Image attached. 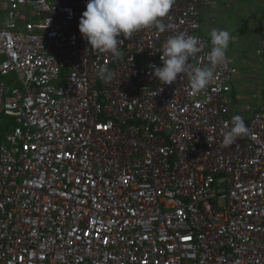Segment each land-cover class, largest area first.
Segmentation results:
<instances>
[{
	"label": "built area",
	"instance_id": "obj_1",
	"mask_svg": "<svg viewBox=\"0 0 264 264\" xmlns=\"http://www.w3.org/2000/svg\"><path fill=\"white\" fill-rule=\"evenodd\" d=\"M87 3L0 0V115L14 120L0 141V264H264V93L226 147L228 57L202 92L153 77L181 34L200 41L189 63L211 67L199 30L214 0L174 3L165 31L121 37L118 56L82 37Z\"/></svg>",
	"mask_w": 264,
	"mask_h": 264
},
{
	"label": "clouds",
	"instance_id": "obj_2",
	"mask_svg": "<svg viewBox=\"0 0 264 264\" xmlns=\"http://www.w3.org/2000/svg\"><path fill=\"white\" fill-rule=\"evenodd\" d=\"M174 0H88L86 11L79 21V31L90 45L91 51L119 55L123 44L121 37L151 27L165 31L162 20L168 17ZM168 28L173 27L168 25ZM211 51L208 60L211 67H194L189 61L201 51L200 41L195 36H173L163 49V66H153V77L162 85H172L183 76L189 80L194 92H202L214 79L213 69L227 62L231 35L227 30L213 28L210 31ZM99 78L111 81L115 73L101 68ZM249 134V127L240 115L231 120V129L223 138L224 146H230L238 138Z\"/></svg>",
	"mask_w": 264,
	"mask_h": 264
},
{
	"label": "crops",
	"instance_id": "obj_3",
	"mask_svg": "<svg viewBox=\"0 0 264 264\" xmlns=\"http://www.w3.org/2000/svg\"><path fill=\"white\" fill-rule=\"evenodd\" d=\"M263 18L264 0H214L211 11H203L200 16V35L211 39L210 31L216 28L227 30L232 38L227 57L238 69L231 84L233 116L249 118L262 105L264 62L256 51L262 42Z\"/></svg>",
	"mask_w": 264,
	"mask_h": 264
},
{
	"label": "rangeland",
	"instance_id": "obj_4",
	"mask_svg": "<svg viewBox=\"0 0 264 264\" xmlns=\"http://www.w3.org/2000/svg\"><path fill=\"white\" fill-rule=\"evenodd\" d=\"M4 81L8 82V79L5 78ZM13 125L14 120L12 118L0 115V141L6 139V136L11 131Z\"/></svg>",
	"mask_w": 264,
	"mask_h": 264
}]
</instances>
